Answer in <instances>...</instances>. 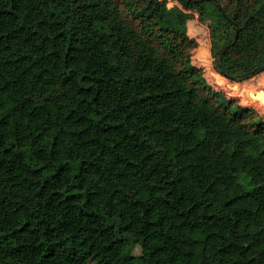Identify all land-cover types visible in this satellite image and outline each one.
I'll list each match as a JSON object with an SVG mask.
<instances>
[{"label":"trees","instance_id":"1","mask_svg":"<svg viewBox=\"0 0 264 264\" xmlns=\"http://www.w3.org/2000/svg\"><path fill=\"white\" fill-rule=\"evenodd\" d=\"M182 1L264 67V0ZM166 4L0 0V264H264V119Z\"/></svg>","mask_w":264,"mask_h":264},{"label":"rangeland","instance_id":"2","mask_svg":"<svg viewBox=\"0 0 264 264\" xmlns=\"http://www.w3.org/2000/svg\"><path fill=\"white\" fill-rule=\"evenodd\" d=\"M166 22L170 25L175 27L176 29L180 30L183 33V36L186 40H190L193 42V48L191 49V61L198 65L203 74H204V81L206 84L211 85L214 89L223 92L226 96L233 98L237 103L242 106H247L252 114V117H259L261 116L264 119V109L260 106V102H263L261 99L255 97V99L245 98V93L250 90L256 93L257 91L264 90V77L261 80L253 82L251 84L246 83L245 81L256 77V75L261 74L264 72V67L261 70H258L256 73H253L249 76L244 77H237L232 78L225 75L219 68L218 65V58L216 52L214 51L215 47V39L213 36V30L210 26V19L201 20L199 18V12L197 9L193 7H186L184 6V2L182 0H167L166 4ZM186 23V25H185ZM202 28L204 34L207 36V46H208V54L211 58V65L213 66L217 76L219 78L224 79L228 84H233V93L228 89V87L221 86L217 84L212 78L207 74L206 69L200 60H196V50L199 48V44L197 40L193 37L196 35V29ZM199 30V29H198ZM228 33V38L231 39L234 34V28L226 29ZM245 82V83H244ZM226 96L223 97V100H226ZM250 96V95H249ZM252 97V96H251ZM132 251L135 254H138L140 251L139 244H135L132 247Z\"/></svg>","mask_w":264,"mask_h":264},{"label":"water","instance_id":"3","mask_svg":"<svg viewBox=\"0 0 264 264\" xmlns=\"http://www.w3.org/2000/svg\"><path fill=\"white\" fill-rule=\"evenodd\" d=\"M228 46H229V45H228ZM228 46H226V47L222 50V52H221V54H220V57H219L218 65H219L220 70H221L225 75L234 78V76L229 75L228 73L224 72L223 67H222L223 56H224V53L226 52V49L228 48ZM249 95L252 96V97H257V98L261 99V100L264 102V90L257 91L256 93H254L253 91H250Z\"/></svg>","mask_w":264,"mask_h":264}]
</instances>
